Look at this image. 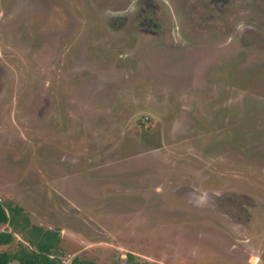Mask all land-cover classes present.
Segmentation results:
<instances>
[{"label": "rangeland", "instance_id": "obj_1", "mask_svg": "<svg viewBox=\"0 0 264 264\" xmlns=\"http://www.w3.org/2000/svg\"><path fill=\"white\" fill-rule=\"evenodd\" d=\"M218 1L0 0V201L56 264H264V0Z\"/></svg>", "mask_w": 264, "mask_h": 264}, {"label": "trees", "instance_id": "obj_2", "mask_svg": "<svg viewBox=\"0 0 264 264\" xmlns=\"http://www.w3.org/2000/svg\"><path fill=\"white\" fill-rule=\"evenodd\" d=\"M22 213V207L0 201V224H8L10 226L0 231V246L10 245L16 240V233H20L23 236V241H17L18 249L15 251H0V264H13V262L15 264H56L58 257L52 251L56 249L55 242L57 243L58 241V232L55 230L42 231L36 225H32L31 228L28 225L27 217ZM37 229H40L41 232L37 231ZM25 242H28V244ZM65 264L95 263L74 257L70 262ZM124 264L146 263L139 262L134 254L129 253Z\"/></svg>", "mask_w": 264, "mask_h": 264}, {"label": "flooded vegetation", "instance_id": "obj_3", "mask_svg": "<svg viewBox=\"0 0 264 264\" xmlns=\"http://www.w3.org/2000/svg\"><path fill=\"white\" fill-rule=\"evenodd\" d=\"M223 0H219L218 2H217V8L219 9L218 11H221L222 10V4H223ZM155 25V24H154Z\"/></svg>", "mask_w": 264, "mask_h": 264}]
</instances>
